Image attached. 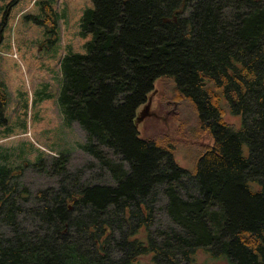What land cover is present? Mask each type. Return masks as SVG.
<instances>
[{
	"label": "trees",
	"instance_id": "trees-1",
	"mask_svg": "<svg viewBox=\"0 0 264 264\" xmlns=\"http://www.w3.org/2000/svg\"><path fill=\"white\" fill-rule=\"evenodd\" d=\"M81 33L59 102L95 162L36 193L0 166V264H198L199 249L264 264V0H94ZM163 77L213 139L192 169L135 123ZM162 201L175 226L155 231Z\"/></svg>",
	"mask_w": 264,
	"mask_h": 264
},
{
	"label": "rangeland",
	"instance_id": "rangeland-1",
	"mask_svg": "<svg viewBox=\"0 0 264 264\" xmlns=\"http://www.w3.org/2000/svg\"><path fill=\"white\" fill-rule=\"evenodd\" d=\"M93 7L94 0H0V83L6 91V101L0 104V166L18 169L34 193L59 188L72 173L82 177V170L95 162L82 148L86 132L77 123H66L59 102L61 61L70 53H86L91 35L81 33V19ZM174 86L170 78L157 80L137 109L135 123L143 138L167 137L175 145L179 165L192 169L213 139L207 131H198L196 113L187 102H178ZM224 118L241 126L242 118L230 111ZM60 157L62 168L54 166ZM86 172L82 182L95 179L97 170ZM161 205L155 231L175 226L163 201ZM196 259L198 264H231L204 249L197 251ZM134 264L156 262L149 254Z\"/></svg>",
	"mask_w": 264,
	"mask_h": 264
}]
</instances>
